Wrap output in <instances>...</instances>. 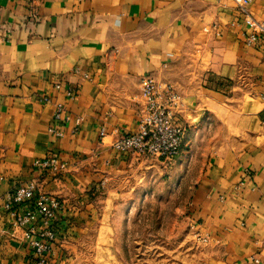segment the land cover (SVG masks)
I'll list each match as a JSON object with an SVG mask.
<instances>
[{"label":"crops","instance_id":"obj_1","mask_svg":"<svg viewBox=\"0 0 264 264\" xmlns=\"http://www.w3.org/2000/svg\"><path fill=\"white\" fill-rule=\"evenodd\" d=\"M246 5L264 27V0ZM244 18L235 0H0V264H34L5 203L35 158L69 163L41 183L65 204L50 264H80L132 178L163 165L112 146L136 127L144 74L181 95L174 163L200 153L190 224L208 240L191 264H264V32L247 44ZM56 103L75 131L53 120Z\"/></svg>","mask_w":264,"mask_h":264},{"label":"built area","instance_id":"obj_2","mask_svg":"<svg viewBox=\"0 0 264 264\" xmlns=\"http://www.w3.org/2000/svg\"><path fill=\"white\" fill-rule=\"evenodd\" d=\"M239 10L245 15V23L254 31L248 35L246 43H253L257 30L264 32V27L253 20L247 12L246 3L250 0H235ZM59 88V84H55ZM140 109L137 115L136 127L133 131L119 136L112 144L113 149L124 154H133L141 158H156L171 161L182 149L186 134V125L178 116L182 106V98L173 85L158 81L151 74H144L139 80ZM66 95L73 98L71 89ZM42 100L49 101L48 97ZM53 120L66 123L73 120V131L80 118L71 117L65 113L62 103H56ZM51 135L61 137L62 131L51 125L48 129ZM104 132V128L101 129ZM33 176L15 186L6 196L5 209L11 215L13 229L21 231L22 239L34 260V264H50L54 252L57 225L61 213L65 209L64 202L54 194L45 192L42 181L55 180L67 172L69 163L56 154H48L35 158L31 164ZM193 235L206 243L208 237L199 231ZM258 263L252 257L247 263Z\"/></svg>","mask_w":264,"mask_h":264},{"label":"rangeland","instance_id":"obj_3","mask_svg":"<svg viewBox=\"0 0 264 264\" xmlns=\"http://www.w3.org/2000/svg\"><path fill=\"white\" fill-rule=\"evenodd\" d=\"M174 160L132 178L130 187L134 188L125 191L122 207L112 213L111 228L100 234L97 245L91 233L78 258L80 264H191L199 260L196 254L204 243L193 235L190 198L201 166L200 153L185 163Z\"/></svg>","mask_w":264,"mask_h":264}]
</instances>
